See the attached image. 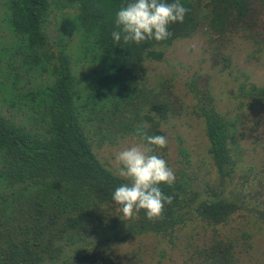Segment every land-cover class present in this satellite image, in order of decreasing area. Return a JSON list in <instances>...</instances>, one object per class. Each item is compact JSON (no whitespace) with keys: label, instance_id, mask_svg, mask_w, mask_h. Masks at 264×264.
Here are the masks:
<instances>
[{"label":"trees","instance_id":"trees-1","mask_svg":"<svg viewBox=\"0 0 264 264\" xmlns=\"http://www.w3.org/2000/svg\"><path fill=\"white\" fill-rule=\"evenodd\" d=\"M180 2L188 12L182 23L170 26V38L137 44L116 43L112 37L118 30L116 14L127 0L3 1L6 24L0 23L6 25L9 37L0 36V49L9 42L17 50L0 52V264H134L131 257L115 256L101 246L143 234L176 245L182 230L192 224L203 228V236L197 231L195 241L193 233L188 234L195 242L193 252L203 258L196 264H239L236 239L224 237L220 227L242 210L248 213L244 225L264 226V167L260 171L254 162L244 163L239 114L220 112L212 97L202 93L192 114L204 120L206 152L195 167L186 139L171 136L181 164H168L176 175L174 185L160 184L165 195L174 197L165 204L160 220H149L143 210L135 219L121 218L112 193L127 181L115 175L95 149L97 143L130 135L152 147L151 154L168 157L169 140L160 149L137 134L146 123L148 135L167 137L162 125L171 109L141 70L148 59L162 60L164 48L177 39L196 32L218 35L219 40L239 34L264 44V0ZM59 7L76 10L79 52L70 42L53 43L46 31ZM71 51L79 61L91 64L83 76L78 75ZM9 53L12 59L5 64ZM231 92L242 99L239 109L253 101L264 103V86L246 78ZM203 164L211 168L203 172ZM213 174L219 176L216 187L205 188L198 180ZM237 179L242 182L233 195L238 187L231 188L230 183ZM107 227L113 231L110 236L103 232ZM243 235L256 237L251 229ZM67 246L70 253H64Z\"/></svg>","mask_w":264,"mask_h":264},{"label":"rangeland","instance_id":"rangeland-1","mask_svg":"<svg viewBox=\"0 0 264 264\" xmlns=\"http://www.w3.org/2000/svg\"><path fill=\"white\" fill-rule=\"evenodd\" d=\"M3 1L0 0L1 22L7 11L3 6ZM75 13L76 10L70 7L56 8L49 18L50 24L46 26V31L53 43L56 44L59 39L64 43L70 42L69 44L73 45L76 51V47L82 46V41L78 31L75 30L77 25ZM3 22L6 24L4 20ZM4 24L0 23V28H4L0 29V36L7 39L9 30ZM71 36L74 38L73 41L70 40ZM249 41L239 34L228 35L226 39L219 40L218 35L207 36L203 32H196L192 36L179 38L171 46L164 48L165 56L162 60L148 59L143 62L141 70L143 77L148 80L154 93L159 95V99L168 100L171 106L168 118L162 125L171 143H169L168 157L164 158L168 164H181L179 161L181 157L178 156L176 150V141L171 138V136L176 137L177 134H181V138L186 139V145L191 150L195 167L204 157L208 145L205 123L203 118L196 113L192 114V111L203 96L202 93L205 92L206 96L212 97L216 109L220 112L232 117L239 114V143L242 158H245L244 163L251 165L254 162L257 166L256 170L263 169L264 103L258 104L253 101L250 105L245 106V109L242 107V110L238 108L242 100L241 97H235L231 92L239 86L240 82H244L245 78L251 83L264 86V44L260 42L257 45ZM14 48L9 42H6L0 52H16L17 49ZM76 52H79V49ZM70 53L73 55L78 75L83 76L89 71L91 64L84 60L79 61L74 51ZM9 59H12L10 53L5 58V64H8ZM248 75L250 78L247 77ZM161 90L164 92L160 93ZM147 96L149 97L148 92ZM96 137L100 140L99 136ZM134 144H143L147 147L138 138H131L128 135L126 137L119 136L118 140L113 143L109 141L103 144L97 143L95 149L100 159L115 169L116 154ZM203 168L202 171L207 172L211 167L203 164ZM217 178L219 176L213 174L199 176L198 180L205 188H208L219 185L220 182L216 181ZM241 180L237 179L235 183H230L231 188L238 187L233 195L239 193ZM247 194L249 197H253L250 192ZM234 198L238 199V197ZM247 214L243 210L236 213L235 219L230 224L220 227L222 234L224 237L230 236L236 239V250L240 251L239 264H264V226L257 229L250 222L244 225V217ZM199 222L198 220L196 223ZM105 223L109 226L107 221ZM232 226L235 227L232 228ZM193 227L192 224L182 230L176 245L170 244L167 240L161 242L158 239L159 236L154 234H143L130 237L126 241H122L121 244H116V241L113 244H108L110 246L101 247L110 248L115 256L131 257L134 264H196L202 262L203 258L199 256V253L193 252L194 249L191 245L195 242L189 241L188 234L193 233L192 237L195 241L197 231L200 230V236H203V228ZM108 229L103 232H108L110 236L113 231ZM246 229H251V233L256 234L254 240L243 235V231ZM120 235H124V232H121ZM200 243L202 244L203 241ZM69 247L67 246L64 253H70ZM162 249L166 250L162 253ZM64 257L67 256L64 255Z\"/></svg>","mask_w":264,"mask_h":264},{"label":"clouds","instance_id":"clouds-1","mask_svg":"<svg viewBox=\"0 0 264 264\" xmlns=\"http://www.w3.org/2000/svg\"><path fill=\"white\" fill-rule=\"evenodd\" d=\"M187 12L180 0H127L116 14L118 30L112 32V37L116 43L164 41L173 35L170 26L182 23ZM148 127L143 123L137 128L141 139L156 148H166L167 137L148 135L145 131ZM152 152V147L134 144L115 156V175L127 183L114 190L112 200L120 207L124 220L137 218L142 210L149 220L163 219L165 204L174 199L162 192L160 184L174 185L175 172L164 158Z\"/></svg>","mask_w":264,"mask_h":264}]
</instances>
